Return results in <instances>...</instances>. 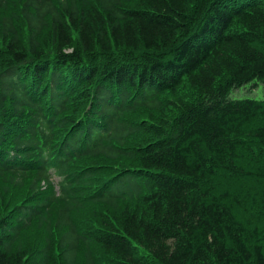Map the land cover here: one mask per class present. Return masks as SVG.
Masks as SVG:
<instances>
[{
	"label": "trees",
	"instance_id": "1",
	"mask_svg": "<svg viewBox=\"0 0 264 264\" xmlns=\"http://www.w3.org/2000/svg\"><path fill=\"white\" fill-rule=\"evenodd\" d=\"M251 81L264 0H0V264H264Z\"/></svg>",
	"mask_w": 264,
	"mask_h": 264
},
{
	"label": "rangeland",
	"instance_id": "2",
	"mask_svg": "<svg viewBox=\"0 0 264 264\" xmlns=\"http://www.w3.org/2000/svg\"><path fill=\"white\" fill-rule=\"evenodd\" d=\"M232 95L233 96L263 97L264 96V87L260 82H258L257 84L256 83L254 84L251 81V82H248L241 87L234 89ZM11 193H14V188L11 189ZM20 194L21 193H17L16 195L21 196Z\"/></svg>",
	"mask_w": 264,
	"mask_h": 264
}]
</instances>
